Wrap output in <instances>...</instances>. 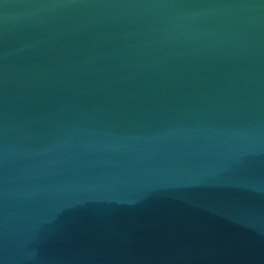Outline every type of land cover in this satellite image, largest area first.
Instances as JSON below:
<instances>
[{
  "label": "water",
  "instance_id": "1",
  "mask_svg": "<svg viewBox=\"0 0 264 264\" xmlns=\"http://www.w3.org/2000/svg\"><path fill=\"white\" fill-rule=\"evenodd\" d=\"M0 264H264V0H0Z\"/></svg>",
  "mask_w": 264,
  "mask_h": 264
}]
</instances>
